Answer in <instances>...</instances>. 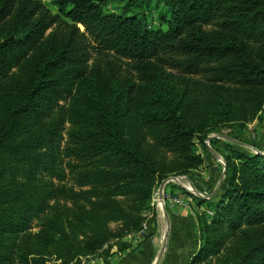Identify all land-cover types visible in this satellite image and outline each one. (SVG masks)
I'll return each instance as SVG.
<instances>
[{"label":"trees","instance_id":"1","mask_svg":"<svg viewBox=\"0 0 264 264\" xmlns=\"http://www.w3.org/2000/svg\"><path fill=\"white\" fill-rule=\"evenodd\" d=\"M50 1L0 0V264H83L139 233L196 140L264 110V0ZM224 161L187 264H264V152Z\"/></svg>","mask_w":264,"mask_h":264},{"label":"rangeland","instance_id":"2","mask_svg":"<svg viewBox=\"0 0 264 264\" xmlns=\"http://www.w3.org/2000/svg\"><path fill=\"white\" fill-rule=\"evenodd\" d=\"M40 1L45 4L52 13H56V9L50 0ZM116 7L118 6L112 5L110 9L116 10ZM159 9L160 8L156 7L153 2L147 9L149 16L154 18L155 24L157 23L156 18ZM80 30H82L81 27ZM234 129L235 132L233 133L229 132L228 129H222L221 132L209 134L203 141L196 140V153L201 157L203 162L199 167L191 171L189 175L169 177L164 180L166 181L165 183L162 181L153 193L155 198L152 196V211L157 210L160 212L161 209H164L167 222L169 205H171L169 207H176L182 210H191V216H193L198 230V218L201 215L211 216V207L217 202H213V190L221 188L223 184L225 187L226 166L224 156L227 155L230 150L248 154L264 152V110L255 120L247 123L244 128L239 129L234 127ZM239 131H241L240 135ZM226 134L232 135L234 139L231 137L228 138ZM256 145L260 148L259 150L255 149ZM152 211L146 214V218L148 214L154 217ZM154 221L156 223L155 217Z\"/></svg>","mask_w":264,"mask_h":264},{"label":"crops","instance_id":"3","mask_svg":"<svg viewBox=\"0 0 264 264\" xmlns=\"http://www.w3.org/2000/svg\"><path fill=\"white\" fill-rule=\"evenodd\" d=\"M223 190L224 184L213 190V202L220 199ZM169 206L168 211L166 209L169 221L166 222L164 209L160 212L153 210L156 223L154 217L148 214L139 233L112 242L107 249L83 264H153L165 239L166 246L159 264H187L199 248L197 225L191 210ZM150 234L152 236L145 241L144 237Z\"/></svg>","mask_w":264,"mask_h":264},{"label":"water","instance_id":"4","mask_svg":"<svg viewBox=\"0 0 264 264\" xmlns=\"http://www.w3.org/2000/svg\"><path fill=\"white\" fill-rule=\"evenodd\" d=\"M224 173H225V171H224ZM165 182H166V181H164V183H165ZM164 213H165V212H164ZM165 238H167V235H165ZM165 246H166V239H165V241H164V243H163V245H162V249H161L160 253L158 254L157 259L154 261L153 264H159V262H160V260H161V256H162V254H163V251H164V249H165Z\"/></svg>","mask_w":264,"mask_h":264},{"label":"built area","instance_id":"5","mask_svg":"<svg viewBox=\"0 0 264 264\" xmlns=\"http://www.w3.org/2000/svg\"><path fill=\"white\" fill-rule=\"evenodd\" d=\"M154 197V196H153ZM155 198V197H154ZM156 202H158V201H156Z\"/></svg>","mask_w":264,"mask_h":264}]
</instances>
